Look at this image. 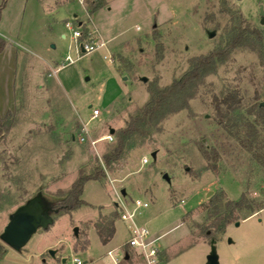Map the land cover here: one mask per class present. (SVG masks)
Instances as JSON below:
<instances>
[{
	"label": "rangeland",
	"instance_id": "374dc122",
	"mask_svg": "<svg viewBox=\"0 0 264 264\" xmlns=\"http://www.w3.org/2000/svg\"><path fill=\"white\" fill-rule=\"evenodd\" d=\"M87 6L77 0H9L0 16L4 32L21 46L13 121L0 142V232L28 199L39 195L46 206L65 195L80 173L97 164L105 171L102 180L85 182L84 205L37 228L20 249L4 244L0 264H73L74 257L82 264H146L139 249L127 246L118 218L104 243L93 226L113 212L122 188L126 201L148 202L136 219L159 248V264H203L211 247L218 264H264V206L238 212L213 243L195 235L207 218L202 205L217 191L224 192L221 204L242 193L264 202V165L217 123L214 107V95L232 87L245 105L251 103L264 75L255 53L235 50L150 138L111 168L101 161L114 142L104 138L109 128L123 126L146 103L151 83L168 85L192 57L224 42L228 9L264 34V0H103L92 12ZM65 20L82 24L78 39ZM93 40L103 45L83 52L80 43ZM3 98L8 100L0 91ZM94 108L99 114L91 118ZM83 239L85 248L75 245Z\"/></svg>",
	"mask_w": 264,
	"mask_h": 264
},
{
	"label": "trees",
	"instance_id": "16d2710c",
	"mask_svg": "<svg viewBox=\"0 0 264 264\" xmlns=\"http://www.w3.org/2000/svg\"><path fill=\"white\" fill-rule=\"evenodd\" d=\"M5 3L6 0H0V15ZM85 3L88 5L87 10L92 12L103 4V0H85ZM227 14L229 25L225 27L224 42L207 54L192 57L188 68L168 85L159 87L156 82L151 83L146 103L135 114L129 115L123 126L114 129L112 133L114 142L101 156L105 167L111 168L113 164L122 160L129 150L140 146L150 138L151 133L158 129V124L165 116L186 107L188 100L197 92L204 78L214 73L218 65L226 61L235 50L247 49L255 53L258 65L264 68V34L246 21L240 12L228 9ZM4 44L5 39L0 36V51ZM262 79L248 105L243 103V97L237 87L226 88L218 96L214 95L217 123L259 165H264V106L259 104L261 97L264 96V75ZM251 115L254 116L253 119L249 118ZM12 121L13 114L10 111H6L4 115L0 114V142ZM103 178L105 171L100 164H97L88 173H80L72 181L65 195L49 200L45 208L52 218L71 212L85 204L81 198L85 182ZM223 198L224 192L220 190L208 198L206 205H202L207 210V218L205 222L197 225L198 232L195 234L197 238L213 243L224 231L225 226L237 218L238 212L261 209L264 206L263 201L248 198L245 193H242L238 200H226L221 204ZM116 218L118 212L114 208L112 213L101 215L93 223L102 243L111 237ZM86 244V239L75 242L76 246L82 248H85ZM5 251L4 244L0 241V258ZM124 258L129 259L127 249H124Z\"/></svg>",
	"mask_w": 264,
	"mask_h": 264
},
{
	"label": "water",
	"instance_id": "95a60500",
	"mask_svg": "<svg viewBox=\"0 0 264 264\" xmlns=\"http://www.w3.org/2000/svg\"><path fill=\"white\" fill-rule=\"evenodd\" d=\"M260 20L259 23H264L263 8L259 9ZM75 17V15H73ZM214 32H209L208 37H212ZM142 81H146L147 77L142 76ZM259 104L264 106V100L260 101ZM114 129L110 128L109 133H113ZM151 156L155 157V151L151 153ZM165 180H169L166 173L163 174ZM122 196L125 195V189H120ZM211 191L208 192V194ZM53 222L52 216L48 213L42 203V199L39 195L28 199L25 203L17 206L14 211L9 215L7 223L3 226L0 232V241L6 246L12 249H20L29 239V237L36 231L37 228H46ZM238 221H235V225H238ZM76 227L73 231L76 235ZM50 255L53 254L51 249L48 250ZM127 255L125 256V258ZM64 260V259H62ZM203 264H218L217 255L213 249L210 248L209 253L206 255V260Z\"/></svg>",
	"mask_w": 264,
	"mask_h": 264
},
{
	"label": "built area",
	"instance_id": "2783aa9c",
	"mask_svg": "<svg viewBox=\"0 0 264 264\" xmlns=\"http://www.w3.org/2000/svg\"><path fill=\"white\" fill-rule=\"evenodd\" d=\"M80 4L85 3V0H77ZM81 23L73 24L70 20H65L64 26L71 30V35L73 38L78 39L81 36V31L79 29ZM103 45L102 41L93 40L90 44L80 43L81 50L83 52H90L94 50L97 46ZM99 110L94 108L91 113V118L97 117ZM108 141L113 140V135L107 133L104 137ZM83 139V138H81ZM95 140H91V144H94ZM147 156L142 158V163H147ZM148 206L146 200L135 197L130 201H126L123 196L118 197V201L115 203L116 210L118 212V219L123 223L126 231L128 233V238L126 244L128 247L137 248L142 253V256L146 264H159L157 258L158 247L153 245V240L149 238V231L144 226L141 225L136 219V212ZM73 264H82V262L77 258H72ZM112 264V263H111Z\"/></svg>",
	"mask_w": 264,
	"mask_h": 264
},
{
	"label": "crops",
	"instance_id": "0c3cea01",
	"mask_svg": "<svg viewBox=\"0 0 264 264\" xmlns=\"http://www.w3.org/2000/svg\"><path fill=\"white\" fill-rule=\"evenodd\" d=\"M8 3L9 0H6L5 6L3 7L2 11L5 9ZM2 11L0 16H2ZM73 15H75L76 17V13H73ZM3 29L4 28L1 27L0 20V36L5 39L4 47L0 51V91H2L3 94L8 97V100H6V98H3V102L2 99L0 100V114H2V111H5V113L6 111L11 112V110H13L15 106V97L17 89V55L21 48V46H19L16 41L9 38L8 34L5 33ZM63 36L64 35L62 34V37Z\"/></svg>",
	"mask_w": 264,
	"mask_h": 264
}]
</instances>
